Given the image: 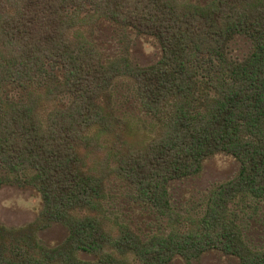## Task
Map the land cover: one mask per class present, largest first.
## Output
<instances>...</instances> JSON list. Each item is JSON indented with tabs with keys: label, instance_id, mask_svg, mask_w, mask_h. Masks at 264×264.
Wrapping results in <instances>:
<instances>
[{
	"label": "trees",
	"instance_id": "1",
	"mask_svg": "<svg viewBox=\"0 0 264 264\" xmlns=\"http://www.w3.org/2000/svg\"><path fill=\"white\" fill-rule=\"evenodd\" d=\"M102 19L153 34L160 59L104 61L85 31ZM238 36L251 44L243 58L230 54ZM119 77L150 124L142 137L117 114ZM219 152L238 174L179 212L170 184ZM0 166L69 230L49 247L34 229L0 224V264H168L212 249L264 264L244 224L264 207V0H0ZM112 179L166 228L143 236L114 218Z\"/></svg>",
	"mask_w": 264,
	"mask_h": 264
},
{
	"label": "rangeland",
	"instance_id": "2",
	"mask_svg": "<svg viewBox=\"0 0 264 264\" xmlns=\"http://www.w3.org/2000/svg\"><path fill=\"white\" fill-rule=\"evenodd\" d=\"M205 3L208 0H189ZM85 31L99 47L103 60H126L137 66H149L162 55L159 40L141 30L122 28L106 20L92 21ZM247 38L238 36L230 43L233 58H243L250 52ZM112 100L120 116L128 117L135 137L149 132L150 124L138 107L133 96L132 83L119 77L112 89ZM48 107V105H47ZM144 119H146L144 121ZM137 130V131H136ZM240 170V162L231 154L219 152L209 156L203 163L202 171L195 176L173 181L170 186L172 202L181 213H188L198 206L216 185L234 178ZM109 197L106 207L112 216L127 223L140 235H150L166 228L153 211L132 199L127 183L117 179L108 182ZM255 204L257 201H250ZM255 211L246 210V238L255 247L264 249V207L259 203ZM44 202L40 192L30 184L17 179L0 166V224L9 228L27 227L34 229L43 244L54 247L65 243L68 228L59 222L48 221L44 216ZM80 258L93 259V255L81 251ZM168 264H241L239 257L217 249L209 250L191 261L177 256Z\"/></svg>",
	"mask_w": 264,
	"mask_h": 264
}]
</instances>
